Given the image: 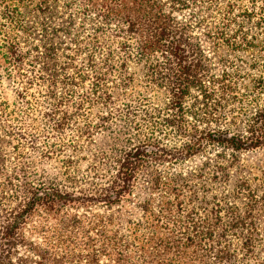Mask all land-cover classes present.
I'll return each mask as SVG.
<instances>
[{
	"label": "trees",
	"instance_id": "1",
	"mask_svg": "<svg viewBox=\"0 0 264 264\" xmlns=\"http://www.w3.org/2000/svg\"><path fill=\"white\" fill-rule=\"evenodd\" d=\"M77 2L90 31L73 33L74 15L56 30L46 19L41 50L20 46L38 28L17 6L0 10V67L30 120L16 129L0 97V130L18 140L19 154L11 169L0 156V264H264V170L230 184L238 152L264 145V110L234 130L236 110L227 109L247 67L264 73V0ZM57 31L72 38L54 42ZM250 80L263 88V74ZM42 85L44 149L30 115L32 89ZM99 132L109 134L107 149L91 148ZM208 148L220 151L195 171L180 168ZM27 151L59 157L63 181L35 180ZM133 196L138 218L65 212L41 226L43 242L27 234L38 231L29 227L36 212L121 208Z\"/></svg>",
	"mask_w": 264,
	"mask_h": 264
},
{
	"label": "rangeland",
	"instance_id": "2",
	"mask_svg": "<svg viewBox=\"0 0 264 264\" xmlns=\"http://www.w3.org/2000/svg\"><path fill=\"white\" fill-rule=\"evenodd\" d=\"M69 3L70 7L67 6ZM5 4H9L11 7L17 6L19 13L22 14L24 23L28 26L38 28L35 31V34L32 35V37L28 41V44L27 42H25V40L28 39L24 38L22 34L20 35V46L23 47L24 51L30 50L34 45H37L39 50L42 49L41 43L39 41V39L41 38L39 33V24L43 23L46 19L49 18L52 19L51 26L54 30L63 28L66 25L70 15H74L75 18V26L73 25V33H75L77 30H83L85 34H87L91 29L87 21H85L82 15L78 12L79 7L77 0H0V10L2 9V7H4ZM44 4L46 6L45 13L40 12L37 9L40 5ZM0 21H3L1 17ZM57 34L58 36L55 38L54 42H59L60 38L62 37L65 38V41L69 42V40L72 38L71 35L67 37L63 36L61 32H58ZM36 54L37 52L34 51L33 55L36 56ZM243 59L252 62L251 60H248V57L246 56L243 57ZM134 67L135 66H133V68ZM136 69L138 68L136 67L135 70ZM215 69L217 72H219L220 65L216 63ZM247 70H249V72L251 73L250 77L245 78L240 82L238 87L237 100L232 105L227 106V109L236 110L233 114L236 116V124L239 125V127L234 125L232 127L234 130H238L237 128H243L244 122H246L250 114L264 110V86H262L263 88H260L258 89L259 91H257L254 88V84L250 80L253 77H259L261 74L264 75V73H262L258 69H249L248 67ZM6 72L7 71L4 68L0 67V97L4 101L9 103L10 108L15 111L12 117L15 118L13 122L15 128L17 129V126H20L22 128H25L26 130L30 129V120H27L24 117L23 111L26 109L21 105L20 102H15L13 82H10L9 79H7ZM86 88H88V85L86 86ZM57 90L58 92H61L60 89ZM252 90H255L256 93L252 92ZM47 91V85L34 86V88L32 89V94L35 97L32 99L34 107L30 109V115L36 121V131H38V138L41 141L44 140L42 132H44L45 130L47 131L46 122L42 117L43 112L48 110L50 106L49 99L47 97ZM92 113L94 115L96 113V109L92 110ZM1 132L3 131L0 130V156L3 159V162L5 163L6 167L11 169L16 166L19 159V154L17 153L14 147V145L17 144L18 140L8 139L4 136V133ZM67 133H69V136L71 132L68 131ZM93 140L94 142L91 144L92 149H107L109 147L110 138L109 134L106 132L97 133L93 137ZM44 146L45 143L42 141L40 144V148L44 149ZM219 151L220 149L218 150L217 148H208L206 151H202L199 154L187 159L181 164L180 168L186 172L195 171L202 166V164L205 162V160H207L208 157L214 158L215 154H217ZM27 152L28 159L30 161L36 162V165L33 168V178L35 180H38L39 178L48 180L55 177L54 179L58 178L62 179L63 181V178H65V174L62 173V163L59 160V157L44 159L40 161V155L37 151ZM232 152L234 151L229 150L227 152L228 156ZM86 157V160H82V162L78 164L77 168L83 170L85 166L91 161L92 155H90V153H87ZM237 163L239 167H235L233 170H231V186L234 183L235 179L244 174V172H254L256 174H260L261 170H264V145L252 150L238 152ZM240 169H243V171H240ZM67 182L66 185L70 186V183ZM138 192L139 190H136L134 194ZM137 200L138 198L133 196V198L129 202L125 201L122 204L121 208L119 206H114L112 209H108L99 205H88L80 207L67 205L59 212H36L29 223V227L31 228L34 224H38V231L28 230L27 234L30 239L36 242H43V236H45V231L42 232L40 230L41 226L43 224L49 226L54 225L57 218H59L65 212L70 213L71 215L77 214L78 216L82 217L85 215L92 216L93 214L114 213L119 214L123 219L138 218L140 215V210L136 207ZM118 209H120L119 212Z\"/></svg>",
	"mask_w": 264,
	"mask_h": 264
}]
</instances>
